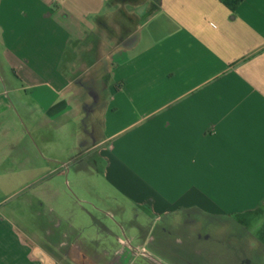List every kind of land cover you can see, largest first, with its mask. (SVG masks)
I'll return each mask as SVG.
<instances>
[{
	"label": "crops",
	"instance_id": "obj_1",
	"mask_svg": "<svg viewBox=\"0 0 264 264\" xmlns=\"http://www.w3.org/2000/svg\"><path fill=\"white\" fill-rule=\"evenodd\" d=\"M227 1L0 0V264H264V0Z\"/></svg>",
	"mask_w": 264,
	"mask_h": 264
},
{
	"label": "rangeland",
	"instance_id": "obj_2",
	"mask_svg": "<svg viewBox=\"0 0 264 264\" xmlns=\"http://www.w3.org/2000/svg\"><path fill=\"white\" fill-rule=\"evenodd\" d=\"M104 81L102 80H98V82L96 81V79L94 78H83L80 80V83L83 84L84 86V93H82L81 95V102L82 103H88L85 104V110L87 112L86 114V123L89 125L88 128L93 129L94 131V138H98L99 136V124H100V114H101V110L103 107V103L105 101L106 95L103 93L104 92ZM101 166V164L99 165V167ZM98 182H103L105 183V181L98 175H90V174H86V175H82L81 179L79 181H81L80 183H82V185H87L90 182H94L96 181ZM72 186L69 187L68 189L70 190L71 194L73 197L76 196V194H78V190L75 187V177L74 174H72L71 179H70ZM10 190V189H9ZM12 192V191H9ZM10 194V193H9ZM29 196V191H20L18 193H16L14 196H12L11 198H9L6 201V205L9 208H13L14 210H16V212L22 215H24L27 219L29 224L32 222V208L30 204H27L28 201V197ZM114 220V219H113ZM209 226V227H208ZM223 224L222 222L218 224L214 223H210V222H202L201 223V228H202V233L203 232H207L208 229L216 232L219 231L220 229H222ZM253 230V229H252ZM252 255V259H253V264H263V256H260L258 254H256L255 252Z\"/></svg>",
	"mask_w": 264,
	"mask_h": 264
},
{
	"label": "trees",
	"instance_id": "obj_3",
	"mask_svg": "<svg viewBox=\"0 0 264 264\" xmlns=\"http://www.w3.org/2000/svg\"><path fill=\"white\" fill-rule=\"evenodd\" d=\"M241 1H243V0H228L226 2V5L231 11H234L237 8V6L240 4Z\"/></svg>",
	"mask_w": 264,
	"mask_h": 264
}]
</instances>
